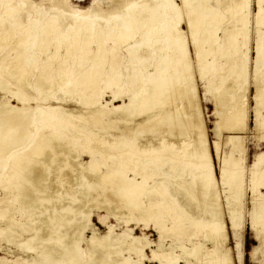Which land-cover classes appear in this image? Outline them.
<instances>
[{
    "label": "bare ground",
    "instance_id": "1",
    "mask_svg": "<svg viewBox=\"0 0 264 264\" xmlns=\"http://www.w3.org/2000/svg\"><path fill=\"white\" fill-rule=\"evenodd\" d=\"M39 1L0 0V48L15 37L10 62L0 59V161H9L0 164V249L2 241L15 245L30 254L27 264L43 257L49 262L66 257L76 264H233L215 190L217 182L228 187L227 220L229 228L237 229L246 173L248 87L243 84L250 70L243 48L251 37L250 22L253 122L264 140V0H255L251 17L252 0H223L228 16L212 0H181V7L174 0H130L105 15L92 9L95 0L76 10ZM183 12L197 75L208 80L204 95L217 93L214 102L221 107L215 125L219 138L212 141L218 174L190 53L178 28ZM75 53L80 65L90 60L87 68H44L32 87L25 80V67L43 55L62 64ZM218 59L224 61L220 71L228 64L232 85L223 87L227 76L221 74V86H213ZM207 68L214 72L210 78ZM55 87L81 109L63 106V96L51 91ZM223 137L228 154L221 152ZM248 168L249 187L256 192L264 187V152ZM257 193L249 224L259 236L264 192ZM95 211L104 212V233L93 223ZM110 217L126 228L117 232ZM185 220L186 242L166 245V230H179ZM140 222L144 229L149 223L158 226L157 241L132 232L129 225ZM199 233L203 241L196 239ZM261 254L258 263L264 264ZM3 259L1 264H22Z\"/></svg>",
    "mask_w": 264,
    "mask_h": 264
},
{
    "label": "rangeland",
    "instance_id": "2",
    "mask_svg": "<svg viewBox=\"0 0 264 264\" xmlns=\"http://www.w3.org/2000/svg\"><path fill=\"white\" fill-rule=\"evenodd\" d=\"M33 1H35L37 3L40 2L39 0H33ZM128 1H130V0H95L96 4L93 6L92 9L94 11H97L101 15H105L106 12H115V11L121 9ZM222 1L223 0H212L211 1L213 5H215L219 8L220 12L221 11L224 12L222 9ZM92 2H93V0H53L51 2H50V0H45L42 5L49 6L50 4H55V5H59V6L63 7L65 10H76V9H86L89 7V5ZM174 2L181 7V4H182V3H180L181 0H174ZM110 4H111V7L108 8V6H110ZM255 10H256L255 0H252L250 17L252 16V13ZM184 14L185 13L183 12V15ZM185 15H184V18L182 19V21H180V23L178 24V28L181 29L182 36L185 38V41L187 43V48H188V51L190 53L189 60H190L191 66H192L191 69L193 72V77L195 78V82H196L197 94H198V98H199V106L201 109L205 129L207 131V139H208L212 164L216 170V168L218 166V159L216 157V154L213 151L214 148L212 147V141L219 138V134L215 130V125H216V122L218 119L217 115L221 112V107L219 105L217 106V104L214 102V95L217 93L214 92V93L204 95L205 85H206L208 80H206V78H204L205 80H203V79L200 80V77H198L199 75H197L199 73V70L197 71L198 66H196L197 65V59H196V55H194L195 51H194V46H193L192 39L190 36V32H189L187 25L185 23V20H186ZM224 15L228 16L225 12H224ZM20 20L21 21L25 20V16L21 17ZM64 23H66V21ZM100 25H102V22L100 23ZM250 30H251V33H250L251 37H250L249 41L247 42V46H245L243 48V51L247 50V54L249 57L248 70L251 71L252 70V63H253L252 59L254 56V51H253L254 28H253L252 22H250ZM218 35H221V33L218 32ZM14 40H15V37H13L12 40H10L8 43L3 44L2 47L0 48V59L1 60L3 59L2 61H5V60L9 61V56L11 54H13V52H14L12 49ZM245 48H248V49H245ZM46 56L47 55H43L33 66L25 67L28 70V72L25 74V77H26L25 80L27 81V83H29L30 87L34 86L35 79L39 75L40 71L43 70L44 68L47 70H50V71H56L59 67H64L65 65H71L73 68V71L75 72V71H80L82 69L87 68L89 61H90L89 59H87L83 65H80L79 64L80 60H79V56L77 53H75L72 58L65 60V62H63L62 64L60 63V61H52L51 62L48 60V58ZM206 60H207V62H210L212 60V55H208ZM48 61H49V63H48ZM222 63H224V61L221 59H218L215 62V67L217 70L216 73L218 75L215 74L213 77H217V76H219V77H217L218 81H215L216 84H214L213 86H216L217 83H220V78H221L220 76H222V75H223V77L227 76L226 77L227 82H225V84H224L225 86L224 85H222V86L226 87L227 85H230V84L232 85V83L230 81L232 80L231 77H233V76L227 75L228 74L227 73L228 64L223 66L225 69H223L222 71H220L218 68L221 66ZM11 69H14V68L12 67ZM193 69H194V71H193ZM14 71H15V69H14ZM207 71H209L208 68H207ZM250 71H248V76L246 78L247 81H245L244 82L245 84H243L244 86L248 87L244 93L246 100H247V105H248V123H247V128L243 133L244 134V145L246 146V151H245L246 154H244L243 165L245 167L246 173L244 172L245 176L243 178V191H242L243 195L241 194V202H240V204H241L240 213H241V218H242L241 220L242 221H241V223L237 229L233 230L232 228H229L230 224L227 220L228 219L227 218V209H226L227 207H226V203H225L226 201H224V199L226 200V197L229 195L228 194L229 192L227 190L228 187L227 186L224 187L225 185H222L221 182H217V184H216L217 189L216 190L214 189L217 192V194L219 192V194H218L219 200H220V203L222 204L220 207H221L224 226H225V235H226L225 244L228 247L229 253L232 257L233 264H260V263H258V260L262 258L261 252H264V239H263L264 233L262 232V228L264 230V227L262 225H260L258 227L261 230L262 234L260 232V235L257 236L256 230L254 231V228H252L249 224V212L252 210V207L254 206V202H256V200L258 199L259 193H257V192H264V187H262V186L258 188V191L252 192L251 188L249 187V184H250L249 179L250 178H248L249 174L247 172L249 169L248 167H250L251 163L254 160V157L257 154L264 152V140H263V138H260V136L258 134L260 132L256 131L254 129L253 111L256 107V103H255V100L252 98V94H254V92H255L254 91L255 86L253 84V74H251L252 71L251 72ZM194 74H195V76H194ZM213 74H214V72L209 71L207 78L212 77ZM7 76L8 77H6V78L10 81L11 78L9 77V75H7ZM34 77H35V79H34ZM239 82H241V81H239ZM217 86H221V85L218 84ZM223 87H222V89H223ZM239 89L238 90L241 91L242 87ZM236 90H237V86H236ZM236 90H235V92L236 93L238 92V94H239V91H236ZM51 91H53V93H56L57 95H61V97L63 96V100L61 103L63 106H65L67 108L81 109L80 105H77L74 101L70 100L69 97H65L62 93H60L58 88L55 87ZM2 94L0 92V97ZM107 95L109 96V92L107 93ZM108 96H105V98L109 99ZM65 99H67V100L65 101ZM118 103H120V102H116V104H118ZM52 104H55V103L53 102ZM217 109L219 111H217ZM263 115H264V109H263ZM227 134L228 133L224 132V137ZM260 135H261V133H260ZM224 137L221 139V143H220L221 152L223 150L222 154H224V153L228 154L230 152V147H228V145L224 144V141H225ZM65 142H67V141L65 140ZM9 148H10V145H9V147H7V150ZM225 150H226V152H225ZM85 160H88V158L85 157ZM1 163L9 164V161L6 158V160L4 162L0 161V164ZM216 172L218 174V170H216ZM96 192L97 191H95L94 194ZM1 193L2 192L0 191V194ZM242 196H243V198H242ZM200 199H202V197ZM114 200L116 203L118 202L117 198H115ZM119 210L122 212L126 211L123 208H119ZM183 213H184L183 209L177 211V215L180 217L183 215ZM103 215H104V212L95 211L93 216H92L93 223L96 226V229L99 233H104L106 231V226L104 224ZM108 221L110 223H113L116 225L115 229L117 232H120L121 230L126 228L123 225V223L116 222V220L112 217H110L108 219ZM168 223H169L168 221H165L164 225H168ZM180 224L182 225V227L181 226L178 227L179 230H176V229L175 230H169V229L166 230L167 236L164 239V243L166 245H169V244H171L172 246L180 245L181 244L180 240H185V242H186V238H187L186 234L189 231L188 221L185 220L184 222H180ZM129 227H134L132 232L136 235H140L141 231H142V232H145L147 234V236L150 240H154V241L158 240V236H157L158 235V231H157L158 226H156L152 223H149V225L146 226L145 229H144L143 222H140L136 226H134V224H130ZM173 231L178 232V234L172 235ZM182 233H184V234H182ZM86 234L90 235V231H87ZM168 234H171V235H168ZM171 236L172 237L174 236V237L172 238ZM196 239L199 241H203L204 237H202L201 233H199V235L196 237ZM1 244H2V247L0 249V264L2 263V260H4L3 257H6V259H15L16 261H19L22 264H27L24 259L30 257V254H28V257H27L26 253L21 252L20 249H16L17 247L15 245L7 244L6 241H5V243H4V241H2ZM210 245H211L210 243H207L206 247L208 249H210L211 248ZM81 246L83 248H85V244L82 243ZM9 248L11 250H13L14 253H12V254L9 253L8 252ZM173 249H174V251H176L177 254H182V250H180L178 248H173ZM147 254L150 256L149 250H147ZM33 255H34V253H33ZM132 256H135V255H132ZM46 260H48V259L43 257L41 259H38L37 263L38 264H76L73 262L72 259H69L66 257L62 258V259H57L56 261H50V262L46 261ZM97 261H101V258H99ZM143 262L145 264H158V262L154 261V260H152V261L144 260ZM179 263L184 264L182 261H179Z\"/></svg>",
    "mask_w": 264,
    "mask_h": 264
}]
</instances>
